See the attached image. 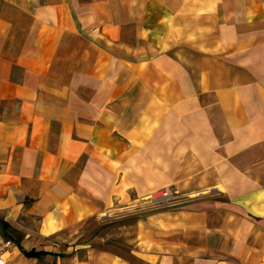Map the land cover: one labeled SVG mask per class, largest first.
<instances>
[{
	"label": "crops",
	"instance_id": "crops-1",
	"mask_svg": "<svg viewBox=\"0 0 264 264\" xmlns=\"http://www.w3.org/2000/svg\"><path fill=\"white\" fill-rule=\"evenodd\" d=\"M0 228L4 264H264V0H0Z\"/></svg>",
	"mask_w": 264,
	"mask_h": 264
},
{
	"label": "rangeland",
	"instance_id": "rangeland-1",
	"mask_svg": "<svg viewBox=\"0 0 264 264\" xmlns=\"http://www.w3.org/2000/svg\"><path fill=\"white\" fill-rule=\"evenodd\" d=\"M165 188H170L169 186H164L161 188H158L156 190L159 189H165ZM150 194V193H149ZM148 195V194H147ZM147 195L140 197V198H136L133 201L127 203L124 206L121 207H117V209L115 210H111L110 212H108V219L105 223V226L107 225V231H110L111 236L109 237L110 240H118L120 238H118V233L124 230V227L119 228V226L125 222H133L134 216L136 213H144V212H149V211H153V210H159V209H163V208H167V207H172V206H176L179 205L181 203H174V204H169V205H163V206H159L157 208L154 209H150V208H144V206H142L143 201H145V199L147 198ZM195 195V194H190V196ZM185 202V201H184ZM138 206H140V208H138ZM143 207V208H142Z\"/></svg>",
	"mask_w": 264,
	"mask_h": 264
},
{
	"label": "built area",
	"instance_id": "built-area-1",
	"mask_svg": "<svg viewBox=\"0 0 264 264\" xmlns=\"http://www.w3.org/2000/svg\"><path fill=\"white\" fill-rule=\"evenodd\" d=\"M189 197L190 194H183L174 189L165 188L152 191L147 195L145 201L139 204H142L144 208L154 209L163 205L183 203ZM138 208H140V206H138ZM12 243L13 240L10 237L5 236L0 228V264H4L5 260L3 255L10 248Z\"/></svg>",
	"mask_w": 264,
	"mask_h": 264
},
{
	"label": "trees",
	"instance_id": "trees-1",
	"mask_svg": "<svg viewBox=\"0 0 264 264\" xmlns=\"http://www.w3.org/2000/svg\"><path fill=\"white\" fill-rule=\"evenodd\" d=\"M26 254H38L39 253V251H37V250H30V251H24Z\"/></svg>",
	"mask_w": 264,
	"mask_h": 264
}]
</instances>
